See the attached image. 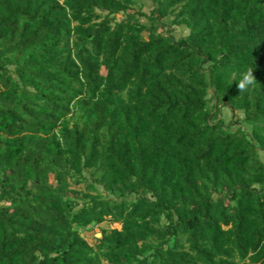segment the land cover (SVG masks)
Segmentation results:
<instances>
[{"label": "trees", "instance_id": "trees-1", "mask_svg": "<svg viewBox=\"0 0 264 264\" xmlns=\"http://www.w3.org/2000/svg\"><path fill=\"white\" fill-rule=\"evenodd\" d=\"M154 1L0 0V264H264V0Z\"/></svg>", "mask_w": 264, "mask_h": 264}, {"label": "rangeland", "instance_id": "rangeland-1", "mask_svg": "<svg viewBox=\"0 0 264 264\" xmlns=\"http://www.w3.org/2000/svg\"><path fill=\"white\" fill-rule=\"evenodd\" d=\"M136 5L133 6L132 9L129 10V12H133V13H147V14H151L153 8L155 7V1L154 0H136ZM141 16V15H140ZM123 15L120 14L118 16V18H122ZM141 20L142 21H147L148 19L145 16H141ZM163 22H165L164 24H166L169 27V30L172 32V34L176 37L179 38L180 36H184L188 34V30L185 29L182 26L179 25H175L172 23V18L168 17L162 20ZM243 112L239 111L237 113V115L233 116V112L230 109L229 106H224L221 109V117L222 119L226 122V123H241L246 130H250V126L247 125L244 121H243ZM230 128H234V126L230 127ZM260 153V157L264 160V152L263 151H259ZM85 176L89 181H92V178L90 176L89 171H85ZM77 186V185H76ZM79 188H84L85 184L83 183L82 185H78ZM96 188L97 190H99L103 195L108 196L110 195V193L108 191L105 190V188L100 185V184H96ZM134 196H128V198H133ZM117 224L111 223L109 221H105L101 224H92L88 227H80L79 229L81 230L82 234L92 243L94 244L96 239L101 235V230L103 228H109L112 226H116Z\"/></svg>", "mask_w": 264, "mask_h": 264}, {"label": "clouds", "instance_id": "clouds-1", "mask_svg": "<svg viewBox=\"0 0 264 264\" xmlns=\"http://www.w3.org/2000/svg\"><path fill=\"white\" fill-rule=\"evenodd\" d=\"M256 77L251 69H249L244 75L242 80L238 84V88L241 91L247 90L248 87L254 86Z\"/></svg>", "mask_w": 264, "mask_h": 264}]
</instances>
